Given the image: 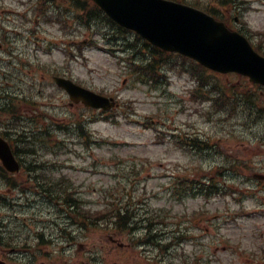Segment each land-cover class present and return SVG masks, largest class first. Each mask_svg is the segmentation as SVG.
Segmentation results:
<instances>
[{"label": "rangeland", "instance_id": "1", "mask_svg": "<svg viewBox=\"0 0 264 264\" xmlns=\"http://www.w3.org/2000/svg\"><path fill=\"white\" fill-rule=\"evenodd\" d=\"M187 1L203 8L219 3ZM256 1L246 19L253 29L264 31V0ZM37 4V0H0V43L5 45L0 51V133L6 128L26 129L29 137L38 133V124L55 126L50 148L43 144L35 149L30 139L20 144L18 153L22 159L49 166L53 183L66 180L64 199H80L83 213L73 215L79 225L71 228L76 244L64 250L69 264H195L198 259V264H264V182L254 178L264 174V91L258 90V110L251 118L242 112L240 98L222 107L223 90L248 94L239 76L215 75L209 80L217 89L205 88V97L200 98L195 77L183 73L179 62L161 61L162 71L138 70L139 77L117 49L136 44L125 54L146 63L152 52L135 36L109 25L94 33L66 17L54 24L36 21ZM52 4L56 9L70 7V0ZM102 34L116 38L106 43ZM78 42L88 43L77 46ZM184 70L193 72L190 65ZM60 72L98 94L115 97L121 106L109 112L72 106L53 82ZM46 114L50 117L42 118ZM79 122L87 129L84 139L77 136ZM184 140L210 145L194 152L182 148ZM231 159L236 171L229 168ZM8 176L0 174V195L16 197L18 191L8 190ZM38 177L48 181L43 173ZM214 182L220 191L210 195L187 188ZM28 195L38 200L31 207L36 212L27 208V214L17 209L14 213L21 218L29 215L34 226L26 228L17 219L10 225L13 239L21 244L18 264H32L30 244L36 233L45 230L46 238L53 240L52 260L61 264L62 248L56 241L67 243L68 234L42 229L48 225L42 224L48 218L40 213L45 198L38 192ZM2 204L1 218L14 214L13 208ZM121 209L130 210V225L114 219ZM158 234H165L157 239L167 247L153 244Z\"/></svg>", "mask_w": 264, "mask_h": 264}, {"label": "water", "instance_id": "2", "mask_svg": "<svg viewBox=\"0 0 264 264\" xmlns=\"http://www.w3.org/2000/svg\"><path fill=\"white\" fill-rule=\"evenodd\" d=\"M117 23L135 30L158 47L193 57L220 72L235 71L264 84V58L239 34L205 13L162 0H94ZM76 101L108 109L107 98L59 80ZM0 156L16 165L8 146L0 139Z\"/></svg>", "mask_w": 264, "mask_h": 264}, {"label": "flooded vegetation", "instance_id": "3", "mask_svg": "<svg viewBox=\"0 0 264 264\" xmlns=\"http://www.w3.org/2000/svg\"><path fill=\"white\" fill-rule=\"evenodd\" d=\"M242 23V22H240ZM4 176V175H3ZM12 179V177H10ZM9 183V182H8ZM11 187V184L7 185ZM2 199V198H0ZM0 263L1 264H18L21 260V244L18 243L14 238L13 233H7L6 229L3 232H0ZM45 240L36 239L34 244H31L30 247V260L32 264H57L52 258L55 256L53 252H51L50 247L46 244ZM25 251V250H23ZM62 261L61 264H69V259L67 258V253L64 250H61ZM52 260V261H50ZM74 264H80L79 262H75ZM81 264H85L82 262Z\"/></svg>", "mask_w": 264, "mask_h": 264}, {"label": "trees", "instance_id": "4", "mask_svg": "<svg viewBox=\"0 0 264 264\" xmlns=\"http://www.w3.org/2000/svg\"><path fill=\"white\" fill-rule=\"evenodd\" d=\"M152 49L154 50V52H157L158 54L155 53L156 56H154V59L153 60H150V62L146 65V69L149 72H153L154 70H156L159 67V64H158L159 63V60L158 59L161 58V55L162 56L165 55L162 51H160V50H158L156 48H152ZM134 66L136 67L137 70L139 69V66H136L135 64H134ZM140 68H142V67H140ZM224 94L226 96V98H225L226 101L229 103V101L233 98V96H231L230 94L227 95L226 92H224ZM257 97L244 98V101L242 102L243 105L241 103V105L243 106V110L242 111L243 112H247V111H250V110H253V109L257 108L256 101L259 99ZM261 112L262 111H259L258 115H260Z\"/></svg>", "mask_w": 264, "mask_h": 264}]
</instances>
